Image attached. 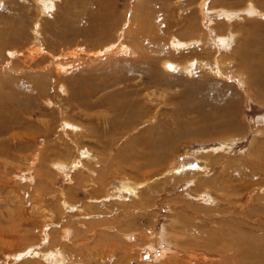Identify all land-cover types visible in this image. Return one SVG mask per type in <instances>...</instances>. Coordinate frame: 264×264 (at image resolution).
<instances>
[{"label": "rangeland", "instance_id": "1", "mask_svg": "<svg viewBox=\"0 0 264 264\" xmlns=\"http://www.w3.org/2000/svg\"><path fill=\"white\" fill-rule=\"evenodd\" d=\"M44 1L0 0V32H4L0 34V78L7 73L13 80L21 78L24 85L29 86L33 78L39 82V89L29 88V99L13 101L22 125L5 135L13 130L22 138L5 141L0 134V148H9L0 150V264L44 261L31 256L37 250L34 247L59 245L64 241L60 238L63 228L70 230L66 244L79 259L126 256V252L154 255L166 248L172 249L169 253L225 251L226 238L262 249L264 101L260 95L264 86L254 88L244 75L249 74L252 62L259 61L252 58L256 56L251 54V42H264V0H205L204 15L198 10L202 0H50L45 8L49 13L43 10ZM136 20L141 23L138 33L131 28ZM119 32H123L120 42L133 46V52L96 57L101 47L111 48L119 41ZM171 33L201 41L177 53L169 45ZM132 35L142 48L133 43ZM57 57L74 68L60 73L54 64ZM167 57L179 64L191 58L206 65L197 64L191 72L175 71L162 63ZM210 67L215 70L209 71ZM252 69L261 75L255 65ZM95 85L106 87L101 92L106 100H115L113 106L102 104L101 94L96 95L90 101L97 105L88 110L101 113L90 118L80 114L85 110L82 89ZM0 90V95L7 91L4 86ZM6 104L10 110L5 107V112L12 117L14 108ZM3 110L0 125L8 118ZM230 111L235 114L236 129L233 122L228 125ZM135 114L140 115L136 121ZM69 121L81 123L83 129L74 131ZM150 128L156 136L151 140L162 150L159 156L154 153V170L146 166L144 157H150L152 149L145 141L134 142L119 154L132 138ZM59 159L68 165L64 162V167ZM72 159H82L94 172ZM144 173L151 180L147 185L141 182ZM127 184L137 186L126 189ZM148 186L151 200L148 190L141 193ZM64 193L79 209L60 207ZM20 194L25 195L24 201ZM97 197L98 201H90ZM88 205H96L94 211L84 208ZM252 208L261 211L262 218L248 214ZM185 225L190 226L188 231ZM194 228L205 235L199 241L191 239ZM172 231L184 237L180 245L185 240L188 248H175ZM96 264H102L101 260Z\"/></svg>", "mask_w": 264, "mask_h": 264}, {"label": "bare ground", "instance_id": "2", "mask_svg": "<svg viewBox=\"0 0 264 264\" xmlns=\"http://www.w3.org/2000/svg\"><path fill=\"white\" fill-rule=\"evenodd\" d=\"M43 1V0H42ZM83 1V0H82ZM85 1V0H84ZM83 1V2H84ZM168 1V0H167ZM170 1V0H169ZM248 1V0H247ZM50 0H47V1H44V6H43V10H44V12H46V13H49L47 10H45V8L46 7H48L49 8V6H50ZM98 3H99V1H97ZM153 2H155L154 0H153ZM161 2V1H160ZM177 2H183V0H178ZM205 0H202L201 2H199V4H198V10H200V14H205ZM40 3V2H39ZM65 3H68V2H65ZM71 3V2H70ZM77 3H78V1H77ZM141 3H143V2H141ZM146 3V2H145ZM158 3V2H157ZM58 4V3H57ZM79 4V3H78ZM82 4V3H81ZM148 4V3H147ZM249 4V3H248ZM52 5V4H51ZM151 5V4H150ZM153 5V4H152ZM54 6V5H53ZM52 6V8H54ZM57 6V5H56ZM70 6V5H69ZM77 6V5H76ZM158 6V5H157ZM74 7V6H73ZM143 7V6H142ZM247 7H248V5H247ZM75 8V7H74ZM159 8V7H158ZM162 8V7H161ZM263 8V7H262ZM225 9H226V7H225ZM243 9V8H242ZM248 9V8H247ZM254 7L252 6V5H250V7H249V10L250 11H254ZM70 10H72V9H70L69 8V11ZM257 10V9H256ZM255 10V11H256ZM40 11H42V9H40ZM85 11H87V10H85ZM92 11H94V10H92ZM100 11V10H99ZM216 11V10H215ZM218 12H219V9L217 10ZM71 12V11H70ZM118 12V11H117ZM147 12V11H146ZM260 12V11H259ZM51 13V12H50ZM76 13H77V10H76ZM192 13H193V11H192ZM191 13V14H192ZM75 14V13H74ZM146 14V13H145ZM218 14V13H217ZM80 16L82 15V14H79ZM149 15V14H148ZM187 15V14H186ZM84 16V15H83ZM90 17V16H89ZM99 17V16H98ZM115 17H117V16H115ZM77 17H75V19H76ZM263 18V17H262ZM72 19V18H71ZM74 19V18H73ZM77 19H80L79 17L77 18ZM109 19V18H108ZM149 19V18H148ZM84 20H85V18H84ZM83 20V21H84ZM93 20V19H92ZM92 20H90V22L92 21ZM133 20V19H132ZM192 20V19H191ZM71 22H73L72 20H70ZM82 20L80 21L81 23L83 22ZM87 21H89V20H87ZM110 21V20H109ZM152 21V20H151ZM74 22H76V20H74ZM89 22V23H90ZM117 24H118V21L116 22ZM85 24V23H84ZM87 24V23H86ZM94 24V23H93ZM140 22L138 21V20H136V21H134V23H133V25L131 26V28H134L136 31H137V33H138V31H139V29H140ZM152 24V23H151ZM164 23L162 22V25H163ZM193 24V23H192ZM90 25V24H89ZM261 25V24H260ZM81 26V25H80ZM118 26V25H117ZM161 26V25H160ZM84 27V26H83ZM82 27V28H83ZM100 27V26H99ZM193 27V26H192ZM191 27V28H192ZM259 27V26H258ZM80 28V27H79ZM81 28V29H82ZM102 28V27H101ZM154 28V27H153ZM84 29V28H83ZM93 29V28H92ZM126 29V28H125ZM193 29V28H192ZM37 30V29H36ZM103 30V29H102ZM108 30V29H107ZM106 30V31H107ZM154 30H155V28H154ZM160 30V29H159ZM163 30V29H162ZM262 30V29H261ZM3 31V30H2ZM0 32V34L2 33V35H3V33L4 32ZM79 31V30H78ZM84 31V30H83ZM89 31H92V30H89ZM100 31V30H99ZM121 31V30H120ZM161 31V30H160ZM39 32V31H38ZM262 32V31H261ZM5 33H7V31L5 32ZM91 33V32H90ZM126 33V32H125ZM129 33V32H128ZM158 33V32H157ZM119 35H118V38L117 39H119V41L118 42H115V43H113L112 45H111V48H109V47H107V45L105 46L106 48H104V47H101V49H99L97 52H95L96 54H95V56L97 57V55L99 56V57H105L106 58V56H110V55H112V53L113 52H117V53H120V52H124L125 54L127 53V54H130L131 52H133V46H132V48H131V46H128L127 44H125L124 42H120V41H122L121 40V38H122V36H123V32H119L118 33ZM130 34V33H129ZM128 34V35H129ZM172 34V33H171ZM127 35V36H128ZM151 35V34H150ZM235 35V34H234ZM262 35H263V33H262ZM114 36V35H113ZM258 36V35H257ZM256 36V37H257ZM130 37V36H129ZM132 37H133V40L134 41H136V42H133V43H136V45H138L140 48H142L143 46H142V44H140L139 43V41H138V38H137V36L136 35H132ZM260 37V36H259ZM262 37H264V36H262ZM127 38V37H126ZM207 38V37H206ZM205 38V39H206ZM110 39V38H109ZM131 39V38H130ZM222 39V38H221ZM260 38H258V40H259ZM1 40V39H0ZM127 40V39H126ZM129 40V39H128ZM207 40V39H206ZM4 41V40H3ZM160 41V40H159ZM168 41L170 42V44L169 45H171V48H172V50L173 51H175V52H177V53H180V51H184L185 50V48H188L187 46H190V44L191 45H194V46H196L201 40L199 39V38H192V39H185V40H183V39H180L178 36H176V35H174V33L172 34V35H170L169 36V39H168ZM109 42H110V40H109ZM132 42V41H131ZM156 42V41H155ZM223 43L225 42V40H223L222 41ZM1 43V45H2V42H0ZM143 43V42H142ZM157 43H158V41H157ZM252 48H254L252 51H251V54L252 55H255L256 57H252L253 59L254 58H259V61L257 62V63H255V62H252V67L255 65V69H257V70H260V72H262V73H264L263 71H264V42H257V41H255V40H253L252 42ZM120 44V45H119ZM147 44V43H146ZM152 44V43H151ZM131 45H132V43H131ZM135 45V46H136ZM157 46H159V45H157ZM156 46V47H157ZM151 47H153V46H151ZM145 48V47H144ZM159 48V47H158ZM78 49V48H77ZM76 50V49H75ZM96 50V49H95ZM137 50V49H136ZM158 51V50H157ZM1 52V51H0ZM74 52V51H73ZM149 52V51H148ZM68 53V52H67ZM69 53H70V51H69ZM72 53V52H71ZM70 53V54H71ZM93 54V53H92ZM143 54V53H142ZM132 55V54H131ZM140 55V54H139ZM139 55H137V56H139ZM146 55V54H145ZM150 55V54H149ZM148 55V56H149ZM133 56H135L134 54H133ZM147 56V57H148ZM247 56H250V55H248L247 54ZM62 57V56H61ZM61 57H57L55 60H54V64H55V66H56V69H57V71H59L60 73H62V72H67V70H69L71 67H73V65H71V63L68 61V62H65V61H62L61 60ZM89 57H90V55H89ZM72 58V57H71ZM93 58V57H92ZM150 58V57H149ZM247 58H249V57H247ZM250 58H251V56H250ZM249 58V59H250ZM251 58V59H252ZM104 59V58H103ZM134 59H138V58H135L134 57ZM147 59V58H146ZM151 59V58H150ZM148 60V59H147ZM170 59H169V57H167V58H165V60L164 61H162V63L165 65V67L166 68H168V69H172V70H177V69H179V70H182V71H187V72H191L192 71V69L195 67V66H197V64L198 65H206V63L205 62H201V60H197V59H191V58H188V59H185V61H183L181 64H179V63H176L175 61H173L172 62V60L171 61H169ZM218 60V59H217ZM248 60V59H247ZM257 59H255V61H256ZM225 61H226V59H225ZM254 61V60H253ZM118 62V61H117ZM132 62V61H131ZM221 62H223V60L221 61ZM73 63V62H72ZM125 63H127V62H125ZM128 63H130V62H128ZM223 63H225V62H223ZM246 64V63H245ZM143 66V65H142ZM216 66V65H215ZM249 67L250 68V71H249V74L248 73H245V77H248V79H250V81H251V83L253 84V87L254 88H257V89H259V88H262V87H260V86H264V75L261 73V75H262V77H260L261 75H257L256 73H255V70L254 69H252V67ZM257 66V67H256ZM115 67V66H114ZM220 67V66H219ZM74 68V67H73ZM77 68V67H76ZM217 68V67H216ZM44 69V68H43ZM88 69V68H87ZM90 69V68H89ZM137 69V68H136ZM147 69V68H146ZM63 70V71H62ZM65 70V71H64ZM213 70H215L214 68H212V67H210V69H209V71H213ZM249 70V69H248ZM218 71V70H217ZM30 73V72H29ZM43 73V72H42ZM49 73V72H48ZM255 73V74H254ZM28 74V73H27ZM47 74V73H46ZM45 74V75H46ZM217 73H215V76H217L216 75ZM241 74V73H240ZM8 74L6 73L5 75H3L1 78H0V88L2 89V87L4 86V89L6 88L7 89V91H6V93L4 92H2V95H0V108H4V110H3V113L5 112V107H6V103L7 102H9V104H11V106H12V108H14L13 109V111L11 112L12 113V117L8 114V113H6L7 112V110H10V109H8L7 107V110H6V112L4 113L8 118H7V120H4V122L2 121V125H0V134L1 135H3L4 137V139L3 140H5V139H8L9 137H11V138H13V140H14V138H17V137H19V138H22V137H20L21 136V134L20 133H18V132H16V131H13L12 130V132H10L8 135H5L10 129H14V128H16L17 127V125L20 123L21 125H22V122H19V119H20V113H19V111H17L16 110V107L15 106H13L14 105V103L15 102H21L22 100L23 101H25V100H27V99H29V97H30V92L28 91L29 90V88L30 87H34L35 86V89L36 88H38L39 87V82H36V78L34 79L33 78V80H31L30 82H28L29 83V86L28 85H24L23 84V82H20L18 79H21V78H18L17 79V77H14V80H13V77H8L7 76ZM30 75V74H29ZM41 75V74H40ZM48 75V74H47ZM105 75V74H104ZM90 76V75H89ZM94 76V75H93ZM93 76L90 78V80L91 79H93ZM243 76V77H244ZM32 77H34V75L32 76ZM38 77H39V74H38ZM86 77H88V75L86 76ZM24 78V77H23ZM43 78H45V77H43ZM42 78V79H43ZM96 78V77H95ZM127 78H129V77H127ZM126 78V79H127ZM29 79H30V77H29ZM41 79V78H40ZM75 79V78H74ZM96 79H98V78H96ZM106 79V78H105ZM109 79H110V77H109ZM125 79V80H126ZM247 79V80H248ZM49 80V79H48ZM81 80H83V79H81ZM80 80V81H81ZM87 80V79H86ZM102 80V79H101ZM115 80H116V78H115ZM26 82H27V80H25ZM75 81H77L78 82V80H75ZM93 81H94V79H93ZM97 81V80H96ZM95 81V82H96ZM105 81V80H104ZM245 81H246V79H245ZM77 82H75V83H77ZM85 81H83V83H84ZM101 82V81H100ZM111 82V81H110ZM7 83V84H6ZM42 83H43V80H42ZM74 83V84H75ZM86 83V82H85ZM89 83V82H88ZM98 83V82H97ZM104 83V82H103ZM80 84V83H79ZM108 84V83H107ZM88 85V84H87ZM92 85H93V83H92ZM36 86H38V87H36ZM62 86L64 87V89H65V91H67V89H66V86L64 85V84H62ZM81 86V85H80ZM84 86V85H83ZM90 86H91V84H90ZM40 87H41V83H40ZM44 87V86H43ZM85 87V86H84ZM110 86H108V88H109ZM72 88V87H71ZM83 88V87H82ZM105 88L106 87H102V86H100V85H95L93 88H91V87H88V88H84V89H82V91H83V93H82V96H84L83 98H85V99H82V103H81V106H83L84 108H85V110H82L81 112H80V114H84V115H87L88 117H90V118H93V117H95V115H99L101 112H91L90 110H88V109H90V108H92V107H95L96 105H97V101H96V104H93L94 103V101H93V103L91 102L92 101V98H95V96L96 95H99V93L101 94V92L102 91H104L105 90ZM39 89V88H38ZM31 90V89H30ZM69 90V89H68ZM108 90V89H107ZM168 90V89H167ZM189 89H187V92H189L188 91ZM1 91V90H0ZM33 91H35L36 92V90H33ZM32 91V92H33ZM261 91V90H260ZM9 92V93H8ZM34 92V93H35ZM193 92V91H192ZM263 92V91H262ZM191 93V92H190ZM36 95H37V93H35ZM182 95V94H181ZM189 95V94H188ZM32 96V95H31ZM75 96V95H74ZM193 96V95H192ZM192 96H190V98H194V99H196L197 97H192ZM76 97L77 96H75V99H76ZM260 97L262 98V100L264 101V93H262L261 95H260ZM189 98V97H188ZM31 99V98H30ZM97 99V98H96ZM198 99V98H197ZM15 100H17V101H15ZM91 100V101H90ZM98 100V99H97ZM114 100L115 99H108V100H106L104 97H103V94H101V96H100V101H102V104L103 103H107V104H109V105H111V106H113V103H114ZM171 100V99H170ZM186 100V99H185ZM188 100H190V99H188ZM188 100H186L187 101V103H188ZM13 101H15V102H13ZM75 101H77V99L75 100ZM81 101V100H80ZM198 101V100H197ZM74 102V101H73ZM195 102V101H194ZM22 103V102H21ZM24 103V102H23ZM78 103H80V102H78ZM100 103V102H99ZM196 103V102H195ZM190 104V103H189ZM18 106V105H17ZM87 106V107H86ZM189 106V105H188ZM195 106V105H194ZM197 106V105H196ZM115 107H123V106H115ZM193 107V106H192ZM26 108V107H25ZM24 107L22 108V109H25ZM127 108V107H126ZM178 108H179V106H178ZM178 108H177V110H178ZM190 108H191V106H190ZM94 109V108H93ZM92 109V110H93ZM181 109V108H180ZM17 112H16V111ZM95 110V109H94ZM127 110V109H126ZM128 110H130V109H128ZM184 110V109H183ZM25 111H27V110H25ZM180 111H182V110H180ZM173 112V111H172ZM176 112V111H175ZM186 113V111H183V114H185ZM177 113V112H176ZM180 113H182V112H180ZM17 115V116H15V115ZM232 114H233V112H232ZM231 114V111L228 113V117H229V122H228V125H230L233 121H234V115L235 114H233L232 115ZM178 115V114H177ZM187 115V114H186ZM140 115L139 114H135L134 115V119H135V121L137 120V117H139ZM182 116V115H181ZM23 117H24V115H23ZM192 117V116H191ZM177 118V117H176ZM180 119V118H179ZM182 120V119H181ZM135 121H132L131 123H127V125H131L133 122H135ZM67 122V121H66ZM71 121H69V126L70 127H72V129L74 130V131H77V130H82L83 129V125L81 124V123H75V124H72V123H70ZM149 122V121H148ZM184 122H186V121H184ZM183 122V123H184ZM188 124V123H187ZM198 124V123H197ZM23 125H24V123H23ZM180 125V124H179ZM183 125V124H182ZM124 126V125H123ZM187 126V125H186ZM190 126V125H189ZM233 126H234V129H236V127H235V124H234V122H233ZM120 127V126H119ZM125 127V126H124ZM110 129V131L113 133V131H114V129H112L111 127L109 128ZM71 130V129H70ZM72 130V131H73ZM149 131L148 132H146V131H144V132H142L141 133V135H137V136H135L134 138H132V140H131V142L130 143H127V144H125L124 146H123V148H121L120 150H119V154H123V153H125L126 151H127V149H128V147L129 146H131L134 142H138V141H141V142H144L145 141V143L149 146V147H151V149H152V153H150V157H144L145 159H147L146 161L148 162H146L147 164H146V166H151V164L154 162V164H155V162L157 161V158H156V156L158 155V151L159 152H162V150H161V145L159 144V143H156L155 141H153V140H155V137L153 136V133L151 132V128L150 129H148ZM122 131H124L125 132V130H122ZM182 131H184V130H182ZM87 132V131H86ZM109 132V131H108ZM190 132V131H189ZM25 133V132H24ZM178 133V132H177ZM191 133V132H190ZM108 134V133H107ZM93 135H95V131L93 130ZM111 135V134H110ZM22 136H24V135H22ZM10 138V139H11ZM18 138V139H19ZM25 138V137H24ZM145 138L147 139V141L145 140ZM151 139H153V140H151ZM159 139V138H158ZM12 140V139H11ZM21 140V139H20ZM27 140V139H26ZM168 140V139H167ZM166 140V141H167ZM2 141V140H1ZM0 141V142H1ZM6 141V140H5ZM4 141V142H5ZM7 141H9V140H7ZM21 141H23V139L21 140ZM10 142V141H9ZM14 142V141H13ZM29 142V141H28ZM47 142V141H46ZM63 143H64V141H62ZM3 143V142H2ZM16 143V142H15ZM18 143H19V141H18ZM22 143V142H21ZM14 144V143H13ZM170 145V143L168 144V146ZM142 146V145H141ZM140 146V147H141ZM41 147V146H40ZM50 147H51V144H50ZM38 148V147H37ZM9 148H7V147H5V148H0V150L1 151H6V150H8ZM141 149V148H140ZM148 150H150V149H148ZM37 152H39L38 150H37ZM149 152V151H148ZM2 153V152H1ZM40 153V152H39ZM139 153V152H138ZM154 153H155V155H154ZM36 155V154H35ZM37 155H39V154H37ZM143 155V154H142ZM146 155H147V153H146ZM61 156V155H60ZM149 156V155H148ZM159 156V155H158ZM143 157V156H142ZM25 158V157H24ZM33 158H34V156H33ZM48 158V157H47ZM47 158L45 159V160H47ZM86 158H92V157H90V156H87ZM54 159V158H53ZM0 160H2L3 161V159H0ZM55 160H57V159H55ZM73 160V159H72ZM53 161V160H52ZM67 165H68V162L66 161V160H63ZM74 161V160H73ZM145 161V160H144ZM39 162V161H38ZM59 162H62V160H60L59 159ZM64 162H62V164H63V166L64 167H66L65 166V163ZM70 162V161H69ZM57 163V162H56ZM74 164H78V165H80V164H82V165H80V166H83L84 167V169L86 168L87 169V172H94L93 170H90V165L89 164H86L82 159H75V161H74ZM73 164V165H74ZM96 164H97V162H96ZM56 165H58V164H56ZM72 165V166H73ZM31 166V165H30ZM30 166H28V167H30ZM59 166V165H58ZM57 166V167H58ZM62 166V167H63ZM140 166V165H139ZM154 166V165H153ZM60 167V166H59ZM135 167H137V166H135ZM152 167V166H151ZM150 167V168H151ZM42 168V167H41ZM73 168H74V166H73ZM77 168V167H76ZM153 168V167H152ZM155 168V167H154ZM154 168H153V170H154ZM184 168V167H183ZM182 168V170H184ZM260 168V167H259ZM52 171H54V169L53 168H50ZM56 169V168H55ZM85 169V170H86ZM156 169V168H155ZM201 169V168H200ZM41 170V169H40ZM152 170V169H151ZM165 170V169H164ZM146 172H148V171H146ZM149 172H151V171H149ZM154 171H152V173H153ZM161 173L163 172V171H160ZM45 173V172H44ZM151 173V174H152ZM157 173H158V171H157ZM176 173V172H175ZM178 174V173H177ZM156 175V174H155ZM161 175V174H160ZM142 176H143V178H142ZM156 176H158V175H156ZM155 176V177H156ZM199 176V175H198ZM151 177V176H150ZM154 177V178H155ZM43 178H45V177H43ZM48 178V177H47ZM148 177H147V174L146 173H144L143 175H141V182H144V184L143 185H147L148 183H149V181H151V180H149V179H147ZM51 179H52V177H51ZM196 178H194V180H195ZM153 180V179H152ZM129 181V180H128ZM127 181V182H128ZM191 181V180H190ZM6 182V181H5ZM138 183V182H137ZM3 184H6V183H3ZM191 184V183H190ZM193 184V183H192ZM200 184V183H199ZM155 185V184H154ZM123 186V185H122ZM133 186V185H132ZM131 185H126V189L128 188L129 189V187L131 188L132 187ZM137 186V185H136ZM135 185L133 186V188L134 187H136ZM149 187L150 186H148V187H146V189L145 190H143V192H141V193H144L146 190H148V191H146L148 194H149V197L147 198V199H149V200H151L152 199V189H151V187H150V189H149ZM132 188V189H133ZM122 190V189H121ZM131 190V189H130ZM208 190V189H207ZM207 190H205V191H207ZM15 191H18V190H15ZM72 191V190H71ZM70 191V193H68L69 194V196H71V195H73V193ZM132 191V190H131ZM142 191V190H141ZM141 193L140 194H137V195H141ZM197 193V192H196ZM200 193H201V191H200ZM118 194H120V193H118ZM21 195V198H22V201H24L25 200V195H23V194H20ZM207 192H206V197H207ZM118 196V195H117ZM204 196V195H203ZM124 197V196H123ZM123 197H121V198H123ZM127 197V196H126ZM202 197V196H201ZM98 198L99 197H97V198H94V199H90V201H98ZM141 198V197H140ZM20 199V198H19ZM18 199V200H19ZM113 199V198H112ZM132 199H133V197H132ZM214 199V198H213ZM27 200V199H26ZM41 202V201H40ZM120 202V201H119ZM122 202V201H121ZM208 204V203H207ZM123 205V204H122ZM94 206H96V205H88L87 207H84L85 209L87 208L89 211H94ZM212 206V205H211ZM43 207V206H42ZM60 207H62V209H64V210H66V211H71V210H76V208L77 209H79V206H76L75 204H71V202L69 201V199H68V197H67V195L64 193L63 194V198H62V200H61V205H60ZM83 208V209H84ZM46 209V208H45ZM115 209V208H114ZM126 209V208H125ZM215 209V208H214ZM48 210V209H47ZM219 210V209H218ZM256 212H255V211ZM220 211V210H219ZM242 213H243V211H241ZM218 213V212H217ZM248 214H253L254 215V219L255 218H262V214L263 213H261V211H258V210H256L255 208H252V209H249V211L247 212ZM219 214V213H218ZM245 214V213H244ZM224 215V214H223ZM223 215H219V216H223ZM230 215H232V214H230ZM23 216V215H22ZM210 216V215H209ZM226 217H227V214L225 215ZM207 217H208V215H207ZM224 217V216H223ZM231 217V216H230ZM247 217V216H246ZM250 217V216H249ZM252 218V217H251ZM48 219V218H47ZM50 219V218H49ZM224 219H227V218H224ZM229 219V218H228ZM222 220H223V218H222ZM230 220V219H229ZM232 220V219H231ZM251 220V219H250ZM197 221V220H196ZM198 221H200L201 222V220H198ZM220 221H221V219H220ZM223 222V221H222ZM225 222H226V220H225ZM206 223V222H205ZM190 224H194V223H190ZM199 224V223H198ZM81 225V224H80ZM200 225V224H199ZM206 225V224H205ZM202 226V225H201ZM180 228H182V227H180ZM184 228L188 231L189 229H190V226L188 227V226H184ZM193 228V227H192ZM232 228V227H231ZM71 229V228H70ZM183 229V228H182ZM223 229V228H222ZM224 229H225V227H224ZM63 231H62V235H61V237L60 238H62V239H64V241L62 242V243H60L59 245H56V244H54V245H52L50 248H48V249H39V248H37V247H34L35 249H37L36 251H32V254H31V256L33 255V256H37L38 257V259L40 260V259H45L44 261H45V264H96V263H98L100 260H101V262H102V264H113L114 262H117L116 264H133V262H136L135 264H154L155 262H156V264H264V245L262 246L263 248L262 249H253V247H255L254 245H252L251 243H245V241L243 240H240V239H234V238H226L225 239V242H226V244H227V248H226V250L224 251V249H222L223 251H208V252H190V253H169V252H171V250L172 249H170V250H168L167 248L165 249V251H161V252H158V253H156V254H154V255H133L132 253H128V252H126L127 254H126V256H117V257H99V258H81V259H79L74 253H73V251L68 247V245L66 244V242L68 241V240H70V238H69V236H70V230L68 229V228H63L62 229ZM194 230L196 231H194L193 232V236H192V240H195V241H199L198 239L199 238H203L205 235H203V234H199V233H197V232H200L199 230H197V228H194ZM221 230V229H220ZM131 233V232H130ZM136 233V232H135ZM172 233H173V237L175 238V240H176V244L178 245L177 247H176V245H175V248H183V247H185V248H188V245H185V240H184V243L182 244V246L180 245L181 244V241H180V239L181 240H183L184 239V237H183V239L182 238H180L181 236L179 235V234H177L178 232H174V231H172ZM80 235V234H79ZM189 235V234H188ZM188 235H186L187 236V238H189V236ZM165 236V235H164ZM128 237V236H127ZM134 237V235L132 234L131 235V237L130 238H133ZM214 237V236H213ZM213 237H211V238H213ZM209 238V237H208ZM210 238V240H206V241H208L209 243L210 242H212V239ZM215 238V237H214ZM15 239V238H14ZM169 238H167V240H168ZM202 240V239H201ZM187 242V241H186ZM192 242V241H191ZM190 242V243H191ZM215 242V241H214ZM213 242V243H214ZM204 243V242H203ZM168 244V243H167ZM166 244V245H167ZM219 244V243H218ZM223 244V243H222ZM192 245V244H191ZM195 245V244H194ZM199 245V244H198ZM220 245V244H219ZM36 246V245H35ZM149 246V245H148ZM161 247L163 246V245H160ZM150 248V247H149ZM149 248H148V252L150 251L149 250ZM224 248H225V246H224ZM144 249H147V248H144ZM202 249V248H201ZM186 250V249H185ZM184 250V251H185ZM190 251V250H189ZM202 251V250H201ZM206 251H207V249H206ZM261 251V252H260ZM27 254V253H26ZM22 256V255H21ZM24 256H26V255H24ZM146 258H150L149 260H146ZM22 259V258H21ZM142 259V260H141ZM145 259V260H144ZM44 261H26V262H13L12 264H41V262H44ZM158 262V263H157ZM9 263V262H8ZM10 264V263H9Z\"/></svg>", "mask_w": 264, "mask_h": 264}]
</instances>
